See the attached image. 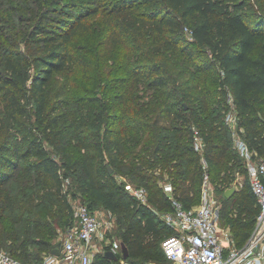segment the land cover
Returning a JSON list of instances; mask_svg holds the SVG:
<instances>
[{"label": "trees", "instance_id": "1", "mask_svg": "<svg viewBox=\"0 0 264 264\" xmlns=\"http://www.w3.org/2000/svg\"><path fill=\"white\" fill-rule=\"evenodd\" d=\"M7 2L12 0H0V7L15 10V6L8 8ZM248 2L249 0H32L35 9L16 8L17 20L28 21L30 27L23 32L21 40L8 38L9 46L0 44V97L6 104V110L0 118V206L12 209L17 203L6 188L7 182L14 177V171L25 180L35 177L42 183L39 202L54 204L65 216L64 220L58 221V227L68 231L75 226L76 219L68 194L64 191V181L75 177L82 203L92 212L100 206L115 218L117 240L128 250L125 258L127 262L146 264L148 261L159 260L160 245L174 233L162 217L164 213L172 211V202L160 182H146L150 179L157 180L153 173H141L135 168L120 164L119 156L124 153V144L109 135L111 130L106 126L109 104L106 101L97 96L83 101L87 108L84 124L89 132L97 136L94 150H91L88 143H81L78 153L66 154L61 162L50 155L48 147H59L73 122L65 113L59 112V106L50 99L52 76L66 69L73 61L69 42L73 34L82 27L84 20L121 14L131 6L141 5L144 11L140 13L138 20L144 32L151 36L171 35L173 39L165 42V49L170 50L181 39L180 31L184 28L192 43L207 56V60L198 69L206 71L214 66L218 68L219 86L225 95L229 111H234L237 116V128L242 139L255 157L264 159V15L252 17L248 12ZM21 42L24 50L31 43L37 44V53H24L19 48ZM183 50L185 54L192 56L189 47H184ZM149 72L155 74L150 86L165 87L167 77L164 68L152 65L147 73ZM228 94L231 95V101ZM168 114H171L170 111ZM193 114L196 123L184 126L177 133L179 139H186L184 144L172 142L163 158L159 157L162 147V114H156L150 124L153 142L148 157L155 162L154 166L160 163L159 160L162 161L163 170L167 166L166 170L170 175H173L172 167H180L183 163H189L192 167L191 171L176 170L174 174L183 176L178 181L172 180L173 185L171 184L174 197L185 209L193 207L195 202L196 175L200 164L202 166L201 159L207 165L216 166L232 146L226 123L220 122L215 116L213 124L204 127L195 111ZM143 124L144 121H139L137 127ZM193 127L202 137V154L194 149ZM216 128L219 130L216 131ZM219 137H222L221 142L217 141ZM232 147L243 163L248 185L242 196L243 207L248 210L247 220H240L242 229L231 234L236 245L243 246L252 231L258 206L249 185L244 159L234 148V142ZM182 156L184 161L176 160ZM175 160L176 162H172ZM108 166L113 171L126 167L133 179L144 181L147 202H138L126 191L117 182L116 175L109 172ZM230 196L224 195L226 199ZM30 207H34L31 213L36 215V206L31 204ZM28 225L35 229L23 233L19 245L13 252L7 253L25 264H41L43 256L49 252L54 242L43 239L35 243L36 249L29 250L30 237L38 236V230L44 225L40 220L30 221ZM107 250L110 249L107 247L105 251ZM162 252L163 258L167 259L163 250ZM104 253L98 254V264H119L118 256L113 260Z\"/></svg>", "mask_w": 264, "mask_h": 264}, {"label": "rangeland", "instance_id": "2", "mask_svg": "<svg viewBox=\"0 0 264 264\" xmlns=\"http://www.w3.org/2000/svg\"><path fill=\"white\" fill-rule=\"evenodd\" d=\"M31 1L7 2L8 8L15 6L13 11L6 10L5 6L0 7V44L9 46L8 38L21 40L23 32L30 27V23L17 20L16 8L35 9ZM10 4L13 6L11 7ZM143 11L141 5L131 6L121 14L91 17L84 20L82 27L73 34L69 42L73 61L63 71L53 74L49 87L51 101L59 106V112L65 113V116L73 122L59 147L55 149L48 147V151L55 160L61 162L66 154L78 153L81 143H88L91 150H94L97 136L89 132L84 124L87 108L83 101L88 97L97 96L109 104L106 125L111 130L109 135L124 144V153L119 156L120 164L135 168L141 173H153L157 180L150 179L146 182L158 181L163 186L165 181L172 184V180L178 181L182 178L183 175L174 174L176 170L191 171L192 167L189 163H183L180 167H172L173 175H170L166 170L167 166L163 170L162 161L159 160L161 164L154 166L155 162L148 155L153 142L150 124L156 114H162L160 119L162 147L159 157L163 158L172 142L184 144L186 141L184 138L179 139L177 133L183 130L184 126L196 123L194 111L200 124L208 127L213 124L215 116L225 124L229 106L219 86L218 68L214 66L206 71L198 69L207 60V56L192 43L187 31L182 28L180 31L182 37L177 45L167 50L165 42L172 40L173 37L168 34L151 36L144 32L138 20ZM248 12L252 17L257 14L264 15V0H249ZM23 47L24 44L21 42L19 48L24 50ZM184 47L190 48L193 53L191 57L184 53ZM38 48L37 44L31 43L24 53L36 54ZM152 65L164 68L167 77L165 87L149 85L155 76L153 72L147 73ZM5 105L0 97V118L6 110ZM169 111L171 114H168ZM139 121H144V124L137 127ZM218 130L216 128V131ZM228 136L233 146L232 132L229 128ZM221 140L222 137L217 138L218 142ZM232 146L219 164L207 165V170L214 190V199L221 205L220 225L224 230L235 234L242 229L239 221L247 220L248 210L243 207L242 196L247 191L248 185L243 163ZM176 160L184 161V156ZM203 170L200 164L196 175L194 207L200 203ZM112 172L126 191L127 186L138 185L146 189V183L133 179L126 167L114 169ZM41 187L40 179L32 177L30 180H25L17 171H14V177L7 182L6 188L15 197L17 203L12 209L0 206L1 250L13 252L20 243L21 235L32 228L35 229L32 225H28L30 221L40 220L44 227L38 230L41 232L38 236L30 237L29 250L36 249L35 243L41 242L40 240L49 239L55 244L66 234V229L58 227V221L64 220L65 216L54 204L39 202ZM231 188L234 191L226 199L224 193ZM64 191L68 194L71 206L75 210L77 204L82 202L79 184L75 177L64 181ZM31 204L36 206V215L31 213L34 209L30 207ZM95 213L102 222L108 221L113 224L110 230H102L106 236L110 240L118 239L115 218L100 206L96 207ZM161 248L162 244L159 247L160 259L148 261L146 264H174L163 258V248ZM94 252L92 264H98L99 250L95 249Z\"/></svg>", "mask_w": 264, "mask_h": 264}, {"label": "built area", "instance_id": "3", "mask_svg": "<svg viewBox=\"0 0 264 264\" xmlns=\"http://www.w3.org/2000/svg\"><path fill=\"white\" fill-rule=\"evenodd\" d=\"M228 95L231 101V95ZM225 121L232 131L234 148L244 159L249 185L258 206L252 231L245 244L237 246L231 233L221 227V205L214 199L207 164L202 158L203 186L197 206L185 209L174 197L171 183L165 181L162 186L173 208L162 217L174 232L162 242V248L166 258L174 264H264V159L255 157L242 139L234 111L226 114ZM193 144L194 149L202 154L204 143L195 127ZM126 188L138 202H147V191L144 187ZM74 216L75 226L59 241L60 254L52 255L48 252L43 256L41 264H92L95 249L103 254L107 247L118 256L119 264H129L123 257L120 242L117 239L110 240L102 231L110 230L113 227L111 222H102L82 202L77 204ZM0 264L25 263L0 250Z\"/></svg>", "mask_w": 264, "mask_h": 264}, {"label": "water", "instance_id": "4", "mask_svg": "<svg viewBox=\"0 0 264 264\" xmlns=\"http://www.w3.org/2000/svg\"><path fill=\"white\" fill-rule=\"evenodd\" d=\"M108 169H109V172H112V168H110L108 166ZM234 191V189H228L226 190L225 192V195L226 196H230V194H232ZM60 242H57L55 244H53L50 249H49V253L52 254V255H59L60 254ZM121 250H122V253H123V257L124 258H127L128 256V250L126 248V246H124L123 244H121ZM104 255L107 257V258H110V259H113V260H116V255L111 251V250H107L105 251Z\"/></svg>", "mask_w": 264, "mask_h": 264}]
</instances>
